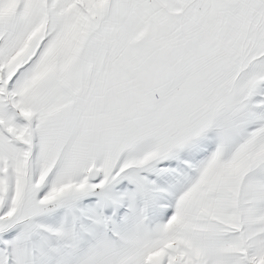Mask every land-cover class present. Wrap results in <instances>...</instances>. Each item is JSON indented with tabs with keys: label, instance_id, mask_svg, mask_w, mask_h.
Listing matches in <instances>:
<instances>
[{
	"label": "snow or ice",
	"instance_id": "snow-or-ice-1",
	"mask_svg": "<svg viewBox=\"0 0 264 264\" xmlns=\"http://www.w3.org/2000/svg\"><path fill=\"white\" fill-rule=\"evenodd\" d=\"M0 264H264V0H0Z\"/></svg>",
	"mask_w": 264,
	"mask_h": 264
}]
</instances>
